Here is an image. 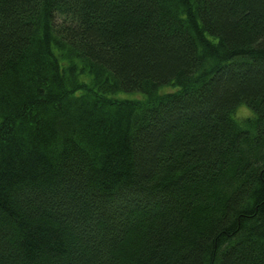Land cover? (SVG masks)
Listing matches in <instances>:
<instances>
[{
  "label": "trees",
  "instance_id": "obj_1",
  "mask_svg": "<svg viewBox=\"0 0 264 264\" xmlns=\"http://www.w3.org/2000/svg\"><path fill=\"white\" fill-rule=\"evenodd\" d=\"M0 264H264V0H0Z\"/></svg>",
  "mask_w": 264,
  "mask_h": 264
},
{
  "label": "rangeland",
  "instance_id": "obj_2",
  "mask_svg": "<svg viewBox=\"0 0 264 264\" xmlns=\"http://www.w3.org/2000/svg\"><path fill=\"white\" fill-rule=\"evenodd\" d=\"M169 90H171V89H169ZM118 97H120V98H125V97H127V98H138V95H136V94H121ZM251 114H252V111L246 106H243L237 110V117H239L240 119L246 118L247 116H250Z\"/></svg>",
  "mask_w": 264,
  "mask_h": 264
}]
</instances>
